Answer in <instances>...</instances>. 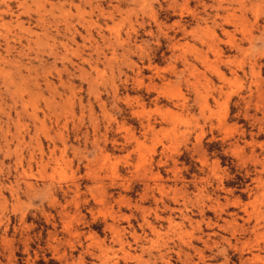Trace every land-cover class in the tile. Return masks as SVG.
I'll use <instances>...</instances> for the list:
<instances>
[{
    "label": "rangeland",
    "instance_id": "1",
    "mask_svg": "<svg viewBox=\"0 0 264 264\" xmlns=\"http://www.w3.org/2000/svg\"><path fill=\"white\" fill-rule=\"evenodd\" d=\"M0 264H264V0H0Z\"/></svg>",
    "mask_w": 264,
    "mask_h": 264
},
{
    "label": "bare ground",
    "instance_id": "2",
    "mask_svg": "<svg viewBox=\"0 0 264 264\" xmlns=\"http://www.w3.org/2000/svg\"><path fill=\"white\" fill-rule=\"evenodd\" d=\"M256 258H260V257L257 256ZM258 260H259V259H258Z\"/></svg>",
    "mask_w": 264,
    "mask_h": 264
}]
</instances>
